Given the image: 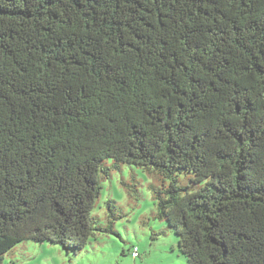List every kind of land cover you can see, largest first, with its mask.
<instances>
[{"label":"trees","instance_id":"1","mask_svg":"<svg viewBox=\"0 0 264 264\" xmlns=\"http://www.w3.org/2000/svg\"><path fill=\"white\" fill-rule=\"evenodd\" d=\"M121 165L186 264H264V0H0V263L118 236Z\"/></svg>","mask_w":264,"mask_h":264},{"label":"rangeland","instance_id":"2","mask_svg":"<svg viewBox=\"0 0 264 264\" xmlns=\"http://www.w3.org/2000/svg\"><path fill=\"white\" fill-rule=\"evenodd\" d=\"M111 164V160L106 162L108 167ZM180 179L183 184L187 182L184 176ZM133 184L136 198L124 186ZM156 185L159 182L140 168L121 165L100 183L101 193L93 210L97 222L104 225L110 216L107 204L113 203L112 212L121 216L114 222L118 236H100L78 254L48 242L25 240L7 252L0 264H186L167 221L154 218ZM134 248L139 254L136 259L131 255Z\"/></svg>","mask_w":264,"mask_h":264},{"label":"built area","instance_id":"3","mask_svg":"<svg viewBox=\"0 0 264 264\" xmlns=\"http://www.w3.org/2000/svg\"><path fill=\"white\" fill-rule=\"evenodd\" d=\"M136 256H137V249L134 248V250H133V252H132V257L134 258V257H136Z\"/></svg>","mask_w":264,"mask_h":264}]
</instances>
